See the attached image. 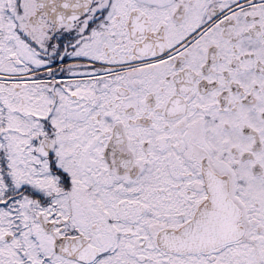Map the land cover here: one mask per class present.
Here are the masks:
<instances>
[{"label": "snow or ice", "instance_id": "6c2138e0", "mask_svg": "<svg viewBox=\"0 0 264 264\" xmlns=\"http://www.w3.org/2000/svg\"><path fill=\"white\" fill-rule=\"evenodd\" d=\"M0 264H264V0H0Z\"/></svg>", "mask_w": 264, "mask_h": 264}]
</instances>
